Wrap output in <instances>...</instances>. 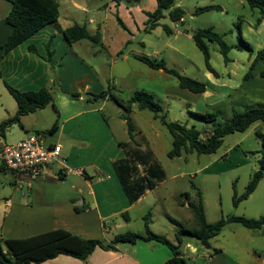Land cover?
<instances>
[{"label": "crops", "instance_id": "obj_1", "mask_svg": "<svg viewBox=\"0 0 264 264\" xmlns=\"http://www.w3.org/2000/svg\"><path fill=\"white\" fill-rule=\"evenodd\" d=\"M57 1L59 18L56 24L42 28L15 49L4 53L3 45L12 32V27L6 23L12 3L8 0H0V72L3 76L0 78V83L2 87L8 94L10 93L5 87V81L21 91L47 88L52 93L55 106H52L55 114L49 123L42 120L43 109L24 116L22 124L25 133L20 135V140L26 138L31 132H37L43 128L49 130L58 120L57 131L52 133L51 137H47L46 142H48L47 145H60L62 157L61 161L44 166L37 177L9 172L15 185L12 189L2 188V195H0V238L23 239L50 231L65 230L83 239H98L107 245L112 243L117 234L131 232L129 230L118 232V229L129 228L132 222L131 213L137 207H139L138 211L144 210L147 207L143 204L146 197L154 195L157 189L166 183L168 177L163 168L165 179L158 182L154 189L147 190L136 202L130 203L114 170V162L125 158L127 149L123 146L124 142L116 137L102 113L107 100L103 101L102 105H98V102H93L88 97L90 93L98 94L104 91L107 81L121 79L123 74L118 71V68L124 67L123 63L129 61L131 57L135 59L134 55H140L129 50L127 54H123L121 60H118L119 53L128 50L133 38L128 27L125 30L118 24L116 15L119 13L116 11V6L121 7V4L117 2L115 4L113 1L98 5L91 0H88V3L85 0ZM126 10L128 14L135 13L130 11V7ZM74 24L85 26L91 34L99 30L100 43L95 45L89 40H80L69 44L64 38L63 30ZM117 25L124 30V33ZM260 25L263 27L264 21ZM48 43L52 52L51 62L44 59L47 56ZM29 46H35L38 54L30 52ZM253 49L254 54L260 50L256 47ZM83 53H88L92 57L105 54L111 63L109 64L107 59L105 64L89 63L83 57ZM252 59L253 57L250 56V63ZM233 62L234 60L228 64ZM232 71L226 75L218 73V77H208L206 83L210 89L203 93H193L179 87L183 89L181 91H188V96L193 93L202 98L196 102L197 112H205L209 107L215 108L220 105L226 106L224 112L228 113L233 107L239 105L247 106L246 108L264 106V84L261 83L263 79L255 74L254 79L249 80L247 85L241 84L235 88L232 83L235 71ZM54 80L56 84L53 83ZM63 90L79 93L80 97L72 98ZM238 91H240L239 95L236 96ZM256 98L263 99L257 101ZM138 109L137 105L133 104L130 117L133 121L132 117L135 116L138 122H133L135 128L139 131L142 128L143 134L148 135V131L139 123L143 117L140 114L142 110ZM5 110V114L0 116V123L12 117L18 110V105L9 102V107H5ZM29 119L32 122L26 124ZM120 119L126 125L121 115ZM262 124L264 122L256 123L255 126ZM155 127L154 123L146 124V128L156 129ZM125 133L130 139L127 128ZM257 134L264 136L263 132L256 130V136ZM147 137L149 148L155 159L159 152L167 155L171 150L168 149L166 138L157 142L155 140L158 139L157 134L153 138ZM232 153L233 150H230L225 154L227 158L225 162ZM218 161L219 159L214 160V163L209 164L205 169L210 170ZM228 166L233 167L231 164ZM231 169L233 168H224L226 171ZM87 170H90L91 174ZM68 182L70 183L66 186V190H63V186ZM263 182L264 178L256 189ZM21 184H25V191ZM179 193L185 196L187 194L186 191H179ZM254 193L256 190L243 202L250 203L254 199L252 198ZM153 202H158L156 196ZM205 214H207L206 210ZM170 220L179 224L178 221L171 218ZM154 225L151 219L150 229L163 235L162 231L154 229ZM168 225L166 221L163 227L166 229L171 227ZM166 237L171 241L169 236ZM251 238L252 236L248 233L240 235L232 233L226 245L220 246L215 243L218 245L215 246L211 241L210 248L203 245L205 250H200L198 244L183 238L181 251L183 257L188 258L192 264H264L263 253L257 251L255 247L247 243L243 245L232 243L241 239L247 241ZM116 248V250H104L97 247L89 256L88 264H168L173 256L167 246L155 241L118 244ZM2 251L7 252L4 245H2ZM39 264H84V262L71 256L59 255Z\"/></svg>", "mask_w": 264, "mask_h": 264}, {"label": "rangeland", "instance_id": "obj_2", "mask_svg": "<svg viewBox=\"0 0 264 264\" xmlns=\"http://www.w3.org/2000/svg\"><path fill=\"white\" fill-rule=\"evenodd\" d=\"M85 1L88 3V0ZM111 1L115 2V4H121V7L116 6V11L122 18L123 23L133 34L132 42L129 44L128 50H125L123 54H127L130 50L133 53L146 55L162 61L169 69H174L188 77L207 82L208 77H213V75L207 70L203 54L196 47L191 32L199 28L213 27L214 31L220 34L227 44L234 46L229 53V57L234 62L232 64H225L216 44L209 43L211 66L220 75H226L231 70H233L232 72L235 71L232 78L235 88H238L241 84L247 85L248 81L244 80V76L250 66V52L242 45L241 37L252 47L261 49L264 45V25L262 27L260 24L264 21V14L259 9H251L245 0H174L186 13L184 25L172 23L169 18H164L159 22L158 26L151 30L146 29L147 12H152L157 8V0H91V2L97 5ZM211 5H218L221 7V10L194 14L196 8ZM127 7H130V11H134L135 13L128 14ZM62 11H64L63 7ZM117 26L124 33V30L119 25ZM165 26L172 28L174 33L168 35L165 31ZM123 54L118 57V60L122 59ZM83 57L93 64H105L106 59L109 64L111 63L109 57L105 54L92 57L88 53H83ZM123 64L124 67L118 68L123 77L118 80L112 79L107 81L104 91H109L121 104L126 105L135 91L145 90L152 94L155 102L164 108L168 121L187 124L189 127L195 126L202 131V137L205 138L207 131L209 132L211 128L191 114V112H197L196 102L202 99L198 94L191 93V96H188V91H181L183 89H180L176 77L164 71H151L148 66L136 61L132 57ZM129 72L130 75H128ZM151 72L152 74H150ZM261 83L264 84V80ZM180 92L185 93L181 94ZM239 92L236 93V96L239 95ZM262 99L256 98L255 100L262 101ZM9 102L16 104L14 98L6 93L0 83V116L5 114V107H9ZM102 103L103 101H99L98 105H102ZM135 104L138 107V104ZM246 107L243 105L235 106L228 113L224 112L226 106L220 105L215 108L209 107L205 112H216L219 114V121L226 122L232 117L233 112L244 111L247 109ZM103 109L102 113L105 120L112 128L116 137L124 142L123 144L126 145L127 150L131 148L150 150L147 136H152L153 138L156 134L158 135V139L155 140L161 142V140L163 141L166 138L168 149H171L172 137L169 131L159 120L154 119L151 111L142 110L140 113L143 118L139 123L148 131V135L143 134L142 128L141 131L135 128L134 140L132 141L125 133L127 125L123 124L120 119V115L123 112L122 108L113 100H107ZM138 110L140 111L141 109L139 108ZM205 112L201 111V113ZM54 114L55 111L52 105L49 104L43 108L42 120L44 119L49 123ZM132 118L133 122L138 123L135 116ZM30 122H32L31 119L26 121V124ZM147 122L154 123L156 129L146 128ZM206 126L207 128H205ZM255 127L253 125L243 133L234 132L227 135L223 139L222 146L214 154L199 155L196 152H187L183 153L181 157L169 159L166 154L159 152L156 159L165 169L168 180L157 189L154 195L146 197L143 204L147 205V207L144 210L138 211L139 207H137L131 213L132 222L129 228H119L118 232L129 230L131 232L144 233L145 226L142 219L150 212L152 222L155 223L154 229L162 231L163 235L169 236L171 242L176 244V232L179 228L193 230L198 227L193 206L198 202L199 193H201L204 201L207 222L209 223H214L228 215L252 219L264 215V182L256 189V193L252 197L254 199L250 203L243 202L239 207H234L232 201L234 191L238 195L242 194L253 172L258 169L257 161L259 153L257 152L262 149V140L256 136V130L264 133V124L256 127V130ZM47 129L43 128L40 131L32 133H43L46 140L47 137L52 136ZM24 133V128L16 124L11 125L0 135V149L1 143L8 145L17 143L21 139L20 135ZM230 150H233V153L228 157V161L225 162V159H227L225 154ZM217 159H219L218 163H215L210 170L205 169L206 166L211 165ZM229 164L233 167L228 166ZM2 168L3 163L0 160V195H2V188L12 189L15 185L10 173L6 172V170L4 172V168L1 170ZM224 168L233 169L226 171ZM87 172L91 174L90 170H87ZM140 173H143V170L140 169ZM69 183L63 186V190H66V186ZM21 185L25 191V184ZM47 185H50V183H47ZM179 191H186L188 196L180 194ZM154 196L157 197L158 202L156 203L153 202ZM170 218L178 221L179 224L177 225V222H170ZM166 221L169 224L168 226L172 228L166 229L163 227ZM232 233L238 235L244 233L250 234L252 236L251 239L247 241L241 239L238 242L232 243L237 245L247 243L255 247L257 251L263 253L264 256V227L262 229L251 230L239 223H227L220 232V235L211 240L212 244L215 246L226 245L228 237ZM185 239L198 244L200 250H205V247L198 239L193 237H185ZM215 243H218V245ZM128 244L126 243V245ZM0 264L3 263L0 262ZM189 264L192 263L189 261Z\"/></svg>", "mask_w": 264, "mask_h": 264}, {"label": "trees", "instance_id": "obj_3", "mask_svg": "<svg viewBox=\"0 0 264 264\" xmlns=\"http://www.w3.org/2000/svg\"><path fill=\"white\" fill-rule=\"evenodd\" d=\"M8 1L12 3V9L6 17V23L12 27V32L3 45L4 53L10 52L42 28L54 25L58 21L59 4L57 0ZM245 1L251 9H259L264 14V0ZM157 4L158 6L153 12H147L148 20L146 22V29L151 30L158 26V22L164 18H169L172 23L184 25L186 13L181 7L176 5L174 0H157ZM212 10H221V7L218 5L198 7L194 14ZM116 18L118 24L127 30L121 18L118 15H116ZM164 28L168 35L173 34L172 28L168 26ZM63 35L69 44L80 40H89L96 45L100 43L101 39L99 30L95 34H91L85 26L78 24H74L63 30ZM191 36L196 47L203 54L207 70L213 76L218 77V72H216L210 63L211 54L209 43L216 44L225 64L232 62L229 53L234 46L227 44L223 37L214 31L213 27L196 29L191 32ZM241 42L249 50L250 56L253 57L249 69L244 76V80L249 81L254 79L255 74H258L264 80V46L254 54L253 47L248 42H245L242 37ZM46 48L47 56L44 59L47 62H51L52 52L50 51V43L46 45ZM28 49L30 52L38 54L35 46H29ZM121 54H123L122 51L119 53V56ZM134 58L152 69H161L173 75L177 78L181 88L188 89L193 93H203L210 89L206 82L183 75L174 69H169L162 61L155 58H150L146 55H134ZM2 77V73L0 72V78ZM4 83L6 89L16 101L18 110L12 117L0 123L1 134L13 124L23 128L22 118L24 116L43 109L49 104L54 106L52 93L47 88H41L37 91H21L6 81ZM53 83L56 84V80ZM63 92L72 98L78 99L80 97L79 93H71L65 90ZM88 97L93 102L113 100L121 107L123 110L121 118L126 122L132 141L134 140L135 129V125L130 117L132 105L137 103L141 110L151 111L154 119L159 120L172 137V148L167 154L169 159L180 157L183 153L187 152H196L199 155L214 154L222 146L223 139L227 135L234 132L243 133L256 123L264 122V106H252L244 111L233 112L232 117L226 122H220L218 119L219 114L216 112H191L192 116L211 128L209 132L207 131L205 138H203L202 131L195 126L189 127L187 124L168 121L164 113V108L155 102L152 94L145 90L135 91L126 105L121 104L109 91H102L98 94L90 93ZM57 129L58 120H56L48 132L52 134ZM257 136L262 140V149L257 152L259 153L257 161L258 169L253 172L242 194L238 195L234 191V196L232 197L234 207H237L241 202L247 200L256 190L259 182L264 178V136L260 134H257ZM123 146L126 149V145L123 144ZM140 169L143 170V173H140ZM114 170L130 203H134L140 199L147 190L154 189L156 184L164 180L166 176L163 167L155 159L152 151L142 150L140 148L126 150L125 158L114 162ZM186 196H188V193ZM193 208L198 227L193 230L179 228L176 234L178 240L177 245L171 242L166 236L157 234L150 229L151 213L148 212L143 217L145 226L144 233H120L114 237L111 244L107 245L98 239H83L65 230L50 231L23 239L0 238L1 251L2 245L7 248L6 253L1 252L0 262L3 264H39L59 255H67L80 259L84 264H88L87 260L89 256L97 247L104 250H116L118 244H134L137 241H155L167 246L171 250L173 256L168 261V264H189V261L183 257L181 251V244L185 237L196 238L202 245L210 248L211 240L220 234L227 223H239L251 230L262 229L264 227V215L256 219L228 215L214 223L207 222L201 193H199L198 202L194 204Z\"/></svg>", "mask_w": 264, "mask_h": 264}, {"label": "built area", "instance_id": "obj_4", "mask_svg": "<svg viewBox=\"0 0 264 264\" xmlns=\"http://www.w3.org/2000/svg\"><path fill=\"white\" fill-rule=\"evenodd\" d=\"M0 160L8 172L37 177L44 166L62 160L61 146L47 145L43 133L31 132L15 144L2 143Z\"/></svg>", "mask_w": 264, "mask_h": 264}, {"label": "water", "instance_id": "obj_5", "mask_svg": "<svg viewBox=\"0 0 264 264\" xmlns=\"http://www.w3.org/2000/svg\"><path fill=\"white\" fill-rule=\"evenodd\" d=\"M1 252H2V251H1V248H0V256H1Z\"/></svg>", "mask_w": 264, "mask_h": 264}, {"label": "bare ground", "instance_id": "obj_6", "mask_svg": "<svg viewBox=\"0 0 264 264\" xmlns=\"http://www.w3.org/2000/svg\"><path fill=\"white\" fill-rule=\"evenodd\" d=\"M159 23V22H158ZM182 23V22H181ZM171 32V31H170ZM5 170V169H4ZM5 172V171H4ZM234 196V195H233ZM178 241V240H177Z\"/></svg>", "mask_w": 264, "mask_h": 264}]
</instances>
